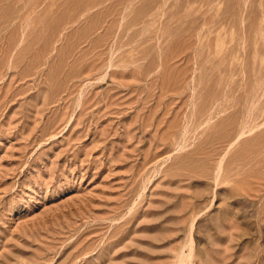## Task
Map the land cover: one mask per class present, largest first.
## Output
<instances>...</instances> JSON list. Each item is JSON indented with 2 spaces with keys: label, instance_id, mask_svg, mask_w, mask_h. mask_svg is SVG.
<instances>
[{
  "label": "rangeland",
  "instance_id": "374dc122",
  "mask_svg": "<svg viewBox=\"0 0 264 264\" xmlns=\"http://www.w3.org/2000/svg\"><path fill=\"white\" fill-rule=\"evenodd\" d=\"M0 264H264V0H0Z\"/></svg>",
  "mask_w": 264,
  "mask_h": 264
},
{
  "label": "bare ground",
  "instance_id": "6f19581e",
  "mask_svg": "<svg viewBox=\"0 0 264 264\" xmlns=\"http://www.w3.org/2000/svg\"><path fill=\"white\" fill-rule=\"evenodd\" d=\"M240 135V134H239Z\"/></svg>",
  "mask_w": 264,
  "mask_h": 264
}]
</instances>
